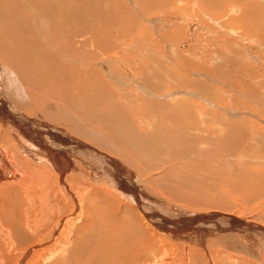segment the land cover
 <instances>
[{
  "label": "bare ground",
  "instance_id": "bare-ground-1",
  "mask_svg": "<svg viewBox=\"0 0 264 264\" xmlns=\"http://www.w3.org/2000/svg\"><path fill=\"white\" fill-rule=\"evenodd\" d=\"M190 1H187L188 7H192L193 1ZM196 1L198 8L208 17L217 7H220L219 17L229 11L234 14L233 10L239 8L241 12V3H244V0ZM249 1L256 3L255 0ZM154 2L158 3V0H0V201L5 204L3 209L0 206V240H7L5 245L12 254L21 251L15 250L17 240L24 244L25 240L31 239L30 235L42 244L63 242L70 238L73 223L82 221L84 223L76 228L73 243L60 246L67 249L76 245L80 238L86 240L87 246L83 245V248L87 247L88 254L83 255L85 262L82 264H130L134 259L136 264H140L146 253L155 254L154 248L159 253H166L173 246L186 249V264L198 251L203 257L213 254L225 257L229 264L244 261L242 255L252 258L254 263L257 260L264 263V221L253 223L234 217L222 211L219 205L216 207L221 211H190L188 215L175 210L165 211L160 209L162 202L150 186L155 185L153 181L156 180H163L171 187L178 183L188 186L192 177L204 185H216L215 180L212 184L210 180H213L212 175L218 179L221 173L218 163L222 162V156L242 164L247 159L246 155L234 156L238 151H246L243 142L249 138L251 172H238L235 179H232L233 174L225 185L237 191L250 181L251 194L264 197V171L256 170L255 163L258 162L260 169L264 168V130L258 128L264 129V125L251 121L257 130L249 132L246 119L227 118V114L235 115L234 110L224 107L221 111L227 114L219 119L213 116L212 119L211 110L217 107L216 98H200L205 106L192 98L179 97V89L171 97L160 98L157 95L167 87L168 77H162L160 85L163 86L155 91L150 86L154 76L150 77L152 70L146 62L138 59L137 64L125 55L129 46L125 50L120 37L129 29L134 31L144 24L139 16L144 12L142 15L146 19L144 9ZM166 3L164 0V5ZM245 16L247 20L251 17ZM234 19L235 22L241 21L242 16ZM261 20L264 23V19ZM235 27L231 30L239 33ZM185 46L186 43L183 44ZM152 62L151 66L157 68V64ZM226 63V58H221L218 61L221 66L211 69L214 77L220 76V70ZM135 64L146 66L145 76L135 74L139 79L134 78L137 72ZM230 68L221 74L225 78L229 75L227 81H232L229 78L234 74ZM205 76L202 74L203 79L211 77ZM241 77L246 91H251L254 87L251 80H245V75ZM37 85H46L50 91L47 100L36 96V102H41V106L44 104L46 115L53 120L44 115L42 107L36 109L32 102L27 101L25 95L32 87L40 90ZM199 86L200 92L211 95L207 91L208 86ZM74 87L78 88L77 96L74 95ZM122 87L130 89L124 92ZM257 96L262 97L260 102L264 101L260 92ZM116 98L120 102L117 103L119 100ZM107 99L111 105L102 108ZM92 103L100 109L92 121H98L106 134L91 131L89 121L85 124V119L75 118L72 111L69 114L65 112L67 104H76L78 108L83 107L88 115L89 108H97ZM123 103L134 110L144 105L150 112L129 121L119 107L120 104L124 106ZM206 109L210 112L207 113ZM74 122L81 130H87L92 138L76 130ZM76 134L77 139L84 136L92 139L93 143V139L98 138V145L85 139L82 140L85 143L81 142L73 137ZM215 153L218 156L213 158ZM201 159L203 161L200 162ZM204 162H209L210 167ZM226 170L230 172V167ZM142 183L146 185L145 189ZM98 193L99 200H95ZM118 206L124 207L121 212ZM34 207L36 212H33ZM132 207L136 210L134 216ZM62 210L68 212L67 217L53 222V217L63 215ZM118 213L120 217L116 219ZM107 222L113 224L110 229L106 228ZM136 224L141 234L146 233L145 244L140 242L142 238L139 236H128ZM46 226H49L48 230L38 235L40 228ZM128 241L140 249L135 252L134 259L130 258L129 248L133 245ZM116 244L119 245V253L113 252V257L115 248H112ZM54 250L61 253L58 248ZM72 253L68 248L66 254ZM157 256L155 254L154 257ZM162 258L164 260L165 256Z\"/></svg>",
  "mask_w": 264,
  "mask_h": 264
},
{
  "label": "rangeland",
  "instance_id": "rangeland-1",
  "mask_svg": "<svg viewBox=\"0 0 264 264\" xmlns=\"http://www.w3.org/2000/svg\"><path fill=\"white\" fill-rule=\"evenodd\" d=\"M187 1L191 2L190 0H187ZM187 1L167 0L166 5H164V0L160 2L158 0V3L154 2L149 5V8H147L146 10L144 9V11H146L145 13H147L146 19H144V16L142 15V13L144 12H142L140 16L137 14L140 20L143 19L142 23L144 24H142V26H138L140 28H137L134 31H131L129 29L126 32V34H123L122 37H120L121 44L124 47L129 46V49L128 47L124 48L125 50L128 49L127 51H129L128 53L126 54L124 53V54L126 56L129 55V57L133 58L137 64H139L138 62L140 61L138 59H142L144 62H146V65H148L150 70H152L150 77L152 78L154 76L153 77L154 79L150 86L151 88L155 89V91H157V89L160 90L162 88L163 85H160L161 84L160 80H162V77H168V81H166L168 89L166 87L163 92H160V94L157 95L160 98L161 97L163 98L171 97L172 94L177 91V89L181 90L178 93L179 97L184 98V99L192 98L193 101L200 102L199 104H203V105L205 103H203L202 99L204 98L209 99V97L214 98V99L216 98L215 100L217 101L216 103L217 107L211 110L212 119H213V116L215 117L218 116V119H219L221 115L225 116L227 114L225 111H221V107L232 108L234 110L233 112L235 115L227 114L226 116L227 118H230L231 120L238 119V121L246 119L245 124L247 128L249 129V132H253V130H257L256 127H254V125L251 123V121L253 122L254 120H256L258 122V125H264V122H262V120H264V101L260 102L262 97L257 96L259 92L261 95L264 96V23H263V20L260 21V19L262 18L264 19V0H255L256 3H251L249 0H244V3H241V5L245 7L243 6L241 7V12H239L240 11L239 10L240 8H239L238 9L239 11L237 10L238 12L236 11V9L233 10L235 12L234 14L230 13L229 11L227 12V15H222L220 17L218 14L219 12L218 9L220 7H217V9L213 8L212 9L213 13L210 12L211 14H213L211 15L212 17L211 16L208 17L207 15L204 14L203 11H201V9L198 8L199 6L196 0H192L193 1L192 7H188ZM226 4L227 3H225L224 6H226ZM108 8L111 9V6H109ZM188 13H190V15H188ZM247 14L251 15L250 19H248L249 21L247 20L245 16ZM240 16H242V20L235 22L236 19L234 18H237ZM151 18H152V21H151L152 23H150ZM154 23H156L155 28H154ZM229 26H231L232 28ZM233 27H235V29L237 28V30H240L239 33H237V31H232L231 29H233ZM184 43H186L185 47H183ZM120 55H123V54L121 53ZM125 55H123V58ZM119 58H121V56ZM221 58H226L227 63L225 66L222 67L220 71L223 73V71L225 70L228 71V68L231 67L229 70L232 69V71H234V74L229 78V80H232V81L226 80V78L229 75L225 78L224 76L221 75L222 73H220L219 77H216V76L214 77V75L211 73L212 68L221 66V64H218V61H220ZM152 61H154L157 64L158 66L157 68L154 65L151 66V64L153 63ZM136 71L137 72L134 73V78L139 79V77L137 76H141V77H143V75L145 76V73L147 72V68L146 66L144 67L143 65H137ZM120 73L122 74V76L125 77L122 71ZM135 74L137 76H135ZM202 74H204V76L206 75L207 77L211 76L208 78L210 80H208L207 78L203 79ZM244 75H245V80L246 79L249 81L251 80V83H253L252 85L254 86L251 88V91L249 92L246 91L243 85L244 82L241 81L242 80L241 76H244ZM156 78H158V80ZM172 80L177 81L178 83L172 82ZM256 82L257 84H255ZM199 85L208 86L207 91H209L211 95L207 96L204 93L200 92ZM37 86L42 91L38 90L37 87L31 86L32 89L25 96H27V101L32 102L35 105L36 109L37 108L40 109L42 107L41 111L45 113L44 106H43L44 104L41 106V104H39L41 102L39 103L36 102V96L40 99L42 98L41 100L45 101V98L47 100V98L49 97L48 93H50V91L46 89V85H40V86L37 85ZM122 88H125V87H122ZM129 89H130L129 87H126L124 89V92H126ZM74 92L75 94L74 93L73 94L77 96L78 88L74 87ZM87 98L90 99V97L88 96ZM115 100L117 101L119 99L116 98ZM156 100L158 101L161 99L156 98ZM169 100H171V98ZM210 100L212 101V99ZM116 101H114V103ZM118 102H120V100L117 101V103ZM105 103L106 104H104L102 108H104L105 106L111 105L108 99ZM36 104L38 105V107ZM67 105L68 106L65 109L66 113L69 114V111H72V113L76 115L75 118L80 117L79 119L81 120L85 119L84 120L86 122L85 124H88L90 122L91 124H89V127L91 131H94L96 133L98 132H102L103 134L105 133V131L102 129L104 127H102V125L98 121H92V117L96 115L95 113H99V110H100L97 107V105H95V103H92V105L97 108H94V109H92V107L89 108L90 112L88 113V115H87V111L82 110L83 107L81 106H79L78 108L76 104H74L75 107L73 105H69V104ZM123 105L124 106H121L120 104L119 107H122V111L124 112V114H126L125 116L128 118L129 121H135V119L141 118V115L144 116L148 114L144 112H147V111L150 112L148 110L149 108L144 105L140 107L139 106L136 107L137 110L130 109V107H128L126 103H123ZM63 107H65V105ZM206 110H207V113L210 112L208 109ZM78 112L82 115L80 116ZM236 113H240L238 114L239 116L236 115ZM251 113H253V115H250ZM44 115L47 118L50 117L46 115V113ZM49 120H53V118L50 117ZM49 120H47V122L54 125V122H51ZM74 123H73V126L75 127L76 130L84 134V136L85 135L89 136L88 135L89 132L87 130H83V129L81 130L80 126ZM258 128L260 130H264L261 127H258ZM85 131H87V133ZM84 136H80V139H77L78 135L76 134V136H73V137L81 142L86 141V142H89L90 144L92 143L94 145H98V141H99L98 138L94 137L96 139H93L95 142L93 143V141H91L92 139L91 140L87 139L88 137L86 138ZM245 139L246 140L243 142V147L245 148L243 149L246 151H243V150L238 151V153H235L236 155L234 157H237V156L242 157L246 155L245 157L247 159H244L245 161L243 160L242 164L241 163L239 164L237 163L235 159L233 160L225 156H222L223 157L222 162L218 163L219 167H221V173H220L221 176L219 175L217 177L218 179H215V177H213L212 175L213 180H210L211 184L215 180L214 182L216 183V185H213V184L210 185V183H207L204 185L202 181H200L196 177H192L189 180L188 186H185V185L181 186V184L178 183V185L176 184L171 187L170 184H166V182L163 180L162 181L156 180L155 182L153 181L155 185L151 184L150 186L154 190H156V191L153 190V192L155 193L157 192L155 195H157V199L159 200V202L163 203V204L162 203L160 204L161 205L160 209L164 208L165 211L167 210L169 212H171L172 210L179 211V212H185L187 215L189 214L190 211L191 212L199 211V213H202V212L210 211V210L211 211H218V210L221 211L223 209L222 211H224L225 213L232 214L234 217H237V218L247 219V221L249 220V221H252L253 223L254 221L261 222V220L263 222L264 221V200H263L264 197L251 194L252 193V183L250 181H247L243 185V187L239 188L237 191H234V189H232L231 186L227 187L225 185L227 183V180H230L233 174H234V177L232 179H235L237 175L239 174L238 172H242L245 170L251 172L252 166L250 163V148H249L250 139L249 138H245ZM244 152L246 153L243 155ZM215 156H218L217 153L214 154L213 158ZM197 161H199V158L197 159ZM201 161L203 160L201 159L200 162ZM120 162L123 165L128 166V164H126L125 161L121 160ZM229 163H232L233 165L231 166ZM255 163H257L256 170L264 171V168L260 169L258 162H255ZM204 164L208 165V168L210 167L209 162L207 163L204 162ZM229 167H230V172L226 170V168H229ZM209 171H211V169H209ZM235 173L237 174L235 175ZM134 175H135V172H134ZM144 185L145 184L142 183L141 186L145 189L146 185L145 186ZM177 186L178 187L180 186V187L177 188ZM184 187L185 188L187 187V188L185 189ZM216 189L218 190L216 191ZM99 194L100 193H98V196L97 195L95 196V200L96 199L99 200V197H100ZM150 197L152 196L150 195ZM152 198L154 199V197ZM261 198H263L262 202H259ZM111 202L117 203V201H114V200H111ZM0 203H1L0 206L3 209V206H5V204L2 200L0 201ZM150 204L154 205L153 202H151ZM116 205H119V204H116ZM217 205H219L222 209L220 208L221 209L220 210L219 208H217L216 207ZM8 206L10 208V205ZM118 207L120 208V212L124 208L123 206L122 207L118 206ZM36 209L37 208L34 207L33 212H36ZM132 209L133 207L131 208V210ZM64 211L65 210H62L63 215L60 214L59 217H56V218L53 217L52 221L56 222V220L60 219L61 217H64V216L67 217L68 212L64 213ZM135 211L136 210L134 209L131 211L133 216L136 215ZM119 217L120 215L118 213L116 215V219H119ZM83 223L84 222L82 221L74 222L73 223L74 226H72L70 238L65 239L63 242L61 241V242L53 243V241L52 242L47 241L42 244V242L36 241L34 236L32 237V235H30L31 239L28 241L25 240L24 244H26L27 246L26 245L24 246V244L21 243L22 241L17 240L16 244L14 245L15 250H21V251H16V252L14 251L13 254L12 252H10L9 248L6 247L5 245L7 240H4L2 237L3 240H0V251H1L0 252V261H1L0 264H68L70 262H71L70 264H78V263L82 264L85 262L84 256L88 254L86 250L87 247L83 248L84 246H87L86 240L80 238V240H76V245H74L75 247L73 245L68 247L70 251H73L72 254H66L68 248L66 249L65 247H62L61 249L60 246L62 245L67 246L66 245L67 243L68 244L71 242L73 243L72 240L75 239V236L77 235L76 228L82 225ZM106 226H107L106 228L110 229L113 226V224L112 222H107ZM138 226H139V223H138ZM138 226L137 224L133 225V227L128 232V236L131 237L133 236V234L134 236H137V237L139 236L138 238L140 239L142 238L140 242H144L145 244L146 242L144 240L147 241L145 237L146 233L143 234L144 233L143 232L141 234L142 231L141 229H138ZM48 228L49 226H46V228L44 229L41 227L40 228L41 231L40 230L38 231V235H40V233H42L43 230L47 231ZM101 229L105 230V228H101ZM96 230H99V229H96ZM102 230H99V231L103 232ZM96 234L99 235L98 233ZM146 236L150 238V236L148 235ZM128 243H131V245H133V247H130L129 249H130V255H131L130 258L134 259L135 252H138L140 249L138 247L135 248L134 245L136 246V244H134L132 241L131 242L128 241ZM118 247L119 245L116 244L112 248V249L115 248V250H112L113 257H114L113 252L114 253L117 252V255H118L119 253V251L117 250ZM144 247H146V245ZM57 248L58 250H60L61 253L54 252L55 251L54 249H57ZM132 248H134L133 251H132ZM167 248H169V246ZM81 249L83 251H81ZM153 251L156 254V256L157 255L158 256L154 257L155 254L152 255L151 253L149 254L146 253V257L144 256L145 259L142 257L145 261L141 260L140 264H159V263L160 264H186V260H185L186 255L184 253L186 249L180 250V248H178L177 246L175 247L173 246L167 249L166 253L163 251L159 253V250L156 248H154ZM81 252H83V254H81ZM162 255L165 256L164 260L162 258L163 257ZM242 256L245 257V260L241 261V258H240L239 261L241 262L239 264H257V263L264 264L263 262H260L258 260L254 263L252 261V258L245 256V255H242ZM135 260L136 259L131 260L130 264H136L137 261L135 263ZM153 260L155 261L153 262ZM156 261L157 263H155ZM248 261H250L251 263H249ZM211 263L212 264H229V261L225 257H220L219 255L215 256V254L211 255V257H208V255L203 257L200 251L195 253L194 256H192V258L189 261V264H211Z\"/></svg>",
  "mask_w": 264,
  "mask_h": 264
}]
</instances>
